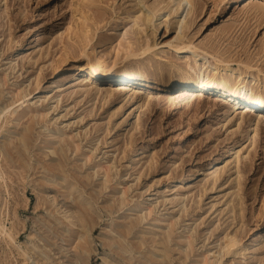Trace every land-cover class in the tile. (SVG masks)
I'll return each mask as SVG.
<instances>
[{
    "label": "rangeland",
    "instance_id": "obj_1",
    "mask_svg": "<svg viewBox=\"0 0 264 264\" xmlns=\"http://www.w3.org/2000/svg\"><path fill=\"white\" fill-rule=\"evenodd\" d=\"M157 3L171 14L152 30L146 8ZM191 3L182 43L207 52L212 67L258 76L254 90L263 89L264 5ZM170 8L169 0H0V143L16 147L12 157L0 152V264H79L78 256L86 264H202L206 256L208 264H264V119L258 129L252 115L239 124V112L215 96L190 105L176 90L155 91L147 108L140 97L102 106L81 87L67 89L78 84L71 67L84 51L116 63L114 73H169L182 62L166 46L177 35ZM136 16L157 46L125 59L103 38L110 23L132 25ZM213 164L216 180L207 175ZM227 235L244 256L225 255Z\"/></svg>",
    "mask_w": 264,
    "mask_h": 264
},
{
    "label": "bare ground",
    "instance_id": "obj_2",
    "mask_svg": "<svg viewBox=\"0 0 264 264\" xmlns=\"http://www.w3.org/2000/svg\"><path fill=\"white\" fill-rule=\"evenodd\" d=\"M239 1L242 0H231V3H237ZM248 2L256 6L264 5V0H248ZM169 3H172L170 11L178 15L175 21L177 35L175 39H172L173 41L171 40V42L169 41L166 46L172 49L176 56L180 59L182 58V62L172 65V69L169 73L161 75L154 73L153 70L152 73H150L143 66H140L138 69L133 71H118L114 73L113 66L115 67L116 63H114L112 67H108L101 62L100 58L95 55L93 50L90 52L84 51L81 53L80 59L82 64L76 65L73 68L71 67V70H74L77 73L74 77V81H77L78 84L73 85L69 83L67 89L73 93V89L76 86L81 87L83 88L81 89L83 93L82 95H86L87 97L94 95L96 96L94 97L95 100L97 99V96H99L98 99L102 106L109 105L112 99H114L117 95H121L123 101H126V103L140 97L142 101L140 107L148 108L151 104L150 98L152 94L159 90L166 92L176 90L175 93L178 94L177 96H186L188 104L190 105L192 103H202L206 96H215L218 101H221L222 104L230 108L233 113L239 112L237 119L239 124L244 123L247 115L250 116L249 118L247 117L248 121L251 120L252 115V117H254L252 120L256 123V128L258 129L260 122L264 119V88L260 89L258 92L255 91L256 89L254 90V86L260 81L258 76L245 74L243 72L234 73V71L232 69L230 70L228 67L221 70L212 67L206 56L208 55L207 52L200 50L191 43L187 45L182 43L181 39L183 38V29L186 27V17L184 18L182 13H184V11H186V15L191 13L193 5L191 0H169ZM142 7L146 8V6L143 5ZM160 7L161 6L157 3V6H155L151 11L146 8L147 15L145 22L148 26L152 27V30H157V28H159L171 14H168V16H166V14L165 16L162 15L160 12L162 8ZM138 20L139 18L136 16L132 25L114 21L107 27V33L103 39L107 44L113 45L115 42L117 43V56L121 50V52L123 51L125 54L124 58L128 59L131 56H136L138 51H142L141 53L145 54L157 46L156 43H152L149 40L150 38H148L145 28L138 24ZM134 27H136L135 31ZM87 31L88 30H86V33ZM137 42H139V46L135 49V44ZM43 50V45H39V53H42ZM246 68L252 70L251 66H246ZM105 81L106 83H104V85L99 84L100 82ZM35 82L39 85V81L37 79ZM49 88H54V85L50 84ZM94 90L95 92L93 93ZM27 95L28 94L22 96L20 91H18L16 92L15 97H20L19 100H21L27 98ZM142 95H145L146 97L143 99ZM6 108L7 107L3 109L5 110ZM244 108L250 111H242ZM28 109H30V106L25 107V110L28 111ZM257 109H259V112L254 111ZM40 110L35 109L34 116H37L38 118H45L50 111L42 113ZM0 113L1 115H7V112H4L3 110H0ZM12 114L16 115L17 112L13 111ZM1 118L2 117L0 116V121ZM54 135L56 134L53 133L52 137H54ZM62 140L65 141V139ZM19 141L23 143L24 147H26L27 138L25 136L19 138ZM74 146L75 149L78 150V145ZM14 149H16V147L11 140H4L3 143H0V152L6 157H12L14 155ZM60 150L62 151V147ZM50 151L52 155L56 154V149H51ZM100 167L101 165H98L97 169ZM104 170L106 174H108L110 167L108 166V168H105ZM218 170V165L213 164L208 170L207 175L214 176L216 180L220 173H218ZM0 231H5L2 222L0 223ZM239 241L240 239L238 240V237L227 235L223 246L225 255L240 254V256H244L246 249L240 248ZM238 246L240 249H238ZM75 259H77L79 264H86V260L80 256ZM208 263L209 260L206 256L204 257L202 264Z\"/></svg>",
    "mask_w": 264,
    "mask_h": 264
}]
</instances>
